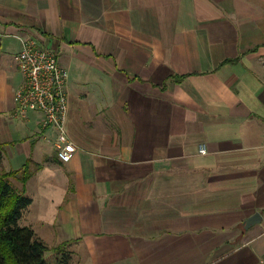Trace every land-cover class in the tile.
Returning a JSON list of instances; mask_svg holds the SVG:
<instances>
[{"label": "crops", "instance_id": "obj_1", "mask_svg": "<svg viewBox=\"0 0 264 264\" xmlns=\"http://www.w3.org/2000/svg\"><path fill=\"white\" fill-rule=\"evenodd\" d=\"M23 40L68 74L69 162L16 113ZM0 144L68 264H264V0H0Z\"/></svg>", "mask_w": 264, "mask_h": 264}, {"label": "built area", "instance_id": "obj_2", "mask_svg": "<svg viewBox=\"0 0 264 264\" xmlns=\"http://www.w3.org/2000/svg\"><path fill=\"white\" fill-rule=\"evenodd\" d=\"M22 82L14 92L16 113L25 117L28 112L41 116L40 129L53 132V146L60 162H69L77 151L65 130L67 112L66 85L68 74L57 61L56 53L23 40L15 56ZM199 154L206 153L205 145Z\"/></svg>", "mask_w": 264, "mask_h": 264}, {"label": "trees", "instance_id": "obj_3", "mask_svg": "<svg viewBox=\"0 0 264 264\" xmlns=\"http://www.w3.org/2000/svg\"><path fill=\"white\" fill-rule=\"evenodd\" d=\"M2 151L0 144V158ZM28 163L21 169L0 173V264H49V254L54 256L56 264H68L70 243L48 247L30 227L18 225L32 203L25 190L34 172ZM12 180L19 183V189L12 185Z\"/></svg>", "mask_w": 264, "mask_h": 264}, {"label": "rangeland", "instance_id": "obj_4", "mask_svg": "<svg viewBox=\"0 0 264 264\" xmlns=\"http://www.w3.org/2000/svg\"><path fill=\"white\" fill-rule=\"evenodd\" d=\"M30 117H31V116H30ZM31 129L33 130L34 127H31ZM34 130H35V129H34ZM1 172H5V171H1V170H0V173H1ZM11 183H12V185H13L15 188L19 189L20 185H19V183H18L17 181L12 180ZM45 206H46V205H45L44 202H41V201L35 199V204H34L33 206H31L30 208H27V209L23 212L24 217L27 216V218H29V217H30V213H32V214L34 215V213L36 214V212H38V210H40V208L45 207ZM29 212H30V213H29ZM23 214H22V216H23ZM21 218H22V217H21ZM37 218H38V217H37ZM22 221H23L22 219H19V221H18V225H19V226H25V225L22 223ZM35 229L38 230V226H36ZM47 260H48V263H49V264H56V260H55V258H54L53 255H50V254H49V255L47 256ZM69 264H70V263H69Z\"/></svg>", "mask_w": 264, "mask_h": 264}, {"label": "water", "instance_id": "obj_5", "mask_svg": "<svg viewBox=\"0 0 264 264\" xmlns=\"http://www.w3.org/2000/svg\"><path fill=\"white\" fill-rule=\"evenodd\" d=\"M257 222H259V215L255 214L244 222V229H248L251 225Z\"/></svg>", "mask_w": 264, "mask_h": 264}]
</instances>
